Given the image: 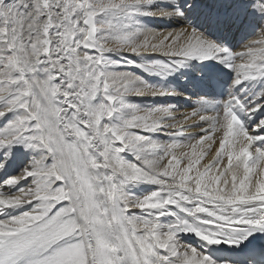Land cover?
<instances>
[{
	"label": "snow or ice",
	"instance_id": "6c2138e0",
	"mask_svg": "<svg viewBox=\"0 0 264 264\" xmlns=\"http://www.w3.org/2000/svg\"><path fill=\"white\" fill-rule=\"evenodd\" d=\"M0 264H264V0H0Z\"/></svg>",
	"mask_w": 264,
	"mask_h": 264
}]
</instances>
